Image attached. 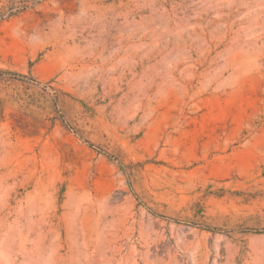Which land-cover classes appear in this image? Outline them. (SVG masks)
I'll list each match as a JSON object with an SVG mask.
<instances>
[{"label": "rangeland", "instance_id": "1", "mask_svg": "<svg viewBox=\"0 0 264 264\" xmlns=\"http://www.w3.org/2000/svg\"><path fill=\"white\" fill-rule=\"evenodd\" d=\"M0 264H264V0H0Z\"/></svg>", "mask_w": 264, "mask_h": 264}]
</instances>
